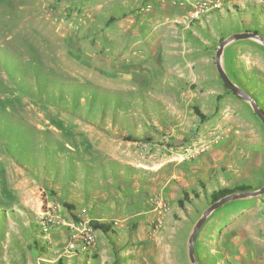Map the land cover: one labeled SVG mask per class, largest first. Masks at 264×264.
I'll return each mask as SVG.
<instances>
[{
  "label": "rangeland",
  "instance_id": "374dc122",
  "mask_svg": "<svg viewBox=\"0 0 264 264\" xmlns=\"http://www.w3.org/2000/svg\"><path fill=\"white\" fill-rule=\"evenodd\" d=\"M118 2L0 0V264H192L189 238L213 194L264 185V125L215 64L233 33L264 36V0ZM156 8L179 14L140 22ZM222 63L264 109V46L234 40ZM126 158L186 178L166 197ZM104 191L149 207L120 234L122 220L89 210ZM257 220L264 226V193L215 209L195 241L199 263L264 264ZM81 223L94 231L88 248Z\"/></svg>",
  "mask_w": 264,
  "mask_h": 264
},
{
  "label": "crops",
  "instance_id": "0c3cea01",
  "mask_svg": "<svg viewBox=\"0 0 264 264\" xmlns=\"http://www.w3.org/2000/svg\"><path fill=\"white\" fill-rule=\"evenodd\" d=\"M113 1L114 4L119 3L118 0H111ZM121 1V0H120ZM156 12L153 15H151V17H147L144 16L143 18H139L141 23L144 24H156L158 19H163L164 17L162 16V12L165 15H167L165 17V19L167 20H173L175 19L179 12L175 9H171V11H167L166 9H160V8H156ZM163 17V18H162ZM133 21V20H132ZM159 24V23H157ZM156 29V27H154ZM133 31V35L140 32L139 30L136 29H132ZM129 29L124 28V35L128 34ZM154 44V49L157 48L158 43H153ZM134 161H132L129 158L123 159L122 163L123 164H134L137 167L143 165V167L149 168L150 171L155 175L153 183H154V187L153 190H158L159 188L161 189H165V195L166 197H171L174 195L175 189L176 191H178V188H180L181 186V180L183 178H186V173L185 170L181 171L180 169L177 171H173L172 169L168 170L169 166L166 167L164 162H160L158 163L157 161H151V166H146L143 163H133ZM176 165V164H175ZM171 167V166H170ZM194 168V170L192 171L193 173L196 174V172H198L199 169H201V167H198V165H193L192 166ZM204 168H208V166H204ZM139 169V168H136ZM165 169L168 170V172H165ZM140 170V169H139ZM176 178V179H175ZM101 199L99 201L102 202L103 205H97L91 209L89 208V210L91 211V213H93L94 215H92L93 217L95 216V218L97 219H110V217L115 218L118 221H123L125 225H122L120 228L116 227L117 231L120 234H124L123 229L125 227L128 228V224H126L125 219L127 218H133L134 216H139L142 212L145 213L147 211V208L149 207V203L145 200L144 197H138V194H135L136 196L133 198L132 193L126 192L123 194L122 191H118V192H114V193H109V192H103L100 193ZM93 197V196H92ZM85 201V195L82 197ZM138 198V200L136 199ZM87 200V199H86ZM135 201H138V204L136 205ZM115 215V216H114ZM140 217V216H139ZM263 225L259 222V220H257V224H256V229H259L261 231V234L259 236L264 237V229H263ZM121 230V231H120ZM70 232L71 230H69L68 227L63 226V242L68 241L69 236H70ZM126 233V232H125ZM127 234V233H126ZM103 232L100 230H96V237H97V246L101 247V245H103V248H105V241L106 239L103 237ZM133 235V234H132ZM105 236V235H104ZM135 236V235H134ZM139 236V235H138ZM140 238V236H139ZM79 245H77V247H79ZM82 252V251H81Z\"/></svg>",
  "mask_w": 264,
  "mask_h": 264
},
{
  "label": "water",
  "instance_id": "95a60500",
  "mask_svg": "<svg viewBox=\"0 0 264 264\" xmlns=\"http://www.w3.org/2000/svg\"><path fill=\"white\" fill-rule=\"evenodd\" d=\"M237 39H253L258 42H260L264 46V36L259 34L257 31H243V32H235L226 39L222 40L219 44V47L216 50L215 54V64L217 71L221 77V79L224 82V85L232 91L234 94L239 96L240 98L246 100L251 105L253 111L257 114V116L261 119L263 125H264V109L260 106L258 101L255 99V97L247 90L242 88L241 86L234 83L230 77L228 76L225 68L223 67L222 63V55L224 52V48L226 45L231 43L234 40ZM264 193V185L258 189L255 190H247V191H240V192H232L229 193L217 201L211 203L203 212V214L200 216V218L197 220L194 229L192 231V234L189 238V246H188V255L190 258V261L192 264H200L197 260L194 252V245L196 238L199 234L200 228L203 225V223L206 221L207 217L217 208L222 206L224 203L230 200L235 199H241L246 197H253V196H259Z\"/></svg>",
  "mask_w": 264,
  "mask_h": 264
},
{
  "label": "built area",
  "instance_id": "2783aa9c",
  "mask_svg": "<svg viewBox=\"0 0 264 264\" xmlns=\"http://www.w3.org/2000/svg\"><path fill=\"white\" fill-rule=\"evenodd\" d=\"M208 6V2L207 1H204L201 3L200 5V8H206ZM202 150H204V147L202 148ZM82 225V228H80L78 226V228L80 229V233H81V238H77L78 240L81 239V242L83 243L84 245V248H88L90 245L93 244L94 242V239H95V236H94V231L92 229L91 226L87 225L86 223H81ZM75 246V243L74 242H71L69 245H68V250H71L70 248L74 247Z\"/></svg>",
  "mask_w": 264,
  "mask_h": 264
},
{
  "label": "trees",
  "instance_id": "16d2710c",
  "mask_svg": "<svg viewBox=\"0 0 264 264\" xmlns=\"http://www.w3.org/2000/svg\"><path fill=\"white\" fill-rule=\"evenodd\" d=\"M250 188L249 187H247V186H237V187H234V188H232V189H222V190H220V191H218V192H216V193H214L213 194V200L214 201H217L218 199H220L221 197H223V196H225V195H227V194H229V193H232V192H240V191H247V190H249ZM95 227H97V228H101V229H103L105 232H107V226H105V225H103V224H101V223H96L95 224Z\"/></svg>",
  "mask_w": 264,
  "mask_h": 264
}]
</instances>
